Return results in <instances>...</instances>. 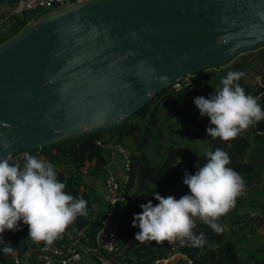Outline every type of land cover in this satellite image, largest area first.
Listing matches in <instances>:
<instances>
[{
	"label": "water",
	"instance_id": "1",
	"mask_svg": "<svg viewBox=\"0 0 264 264\" xmlns=\"http://www.w3.org/2000/svg\"><path fill=\"white\" fill-rule=\"evenodd\" d=\"M263 45L264 0L61 4L0 42V157L113 129L164 87Z\"/></svg>",
	"mask_w": 264,
	"mask_h": 264
},
{
	"label": "trees",
	"instance_id": "2",
	"mask_svg": "<svg viewBox=\"0 0 264 264\" xmlns=\"http://www.w3.org/2000/svg\"><path fill=\"white\" fill-rule=\"evenodd\" d=\"M24 17L16 15L7 31L0 33V42L27 22ZM229 71L245 73L238 83L246 95L257 98L264 110L263 45L194 71L187 76L188 82L183 78L177 81L178 86L164 87L113 129L71 136L28 149L30 155L54 165L67 194L87 201L88 215L78 216L67 229L89 241L93 240L103 212L102 199L92 185V179L103 180L106 173L108 153L102 145H121L127 149L126 161L119 154L125 161L124 178L115 176L120 185L110 208V218L117 230L116 245L110 254L94 249L93 264H153L174 253L183 255L174 264H264V233L256 229L264 223V186L261 190L256 188L264 184V120L253 123L235 139H213L206 131L209 118L201 116L194 104V98H208L221 89V79ZM217 148L230 156L231 163L227 167L246 181L245 191L237 197L235 206L216 221L223 230L217 233L197 221L193 231L205 234L206 243L202 247L181 245L178 240L172 243L135 241L140 229L132 223L134 215L142 212L140 205L149 201L158 204L154 197L156 192L177 200L190 194L183 183L185 172L194 175L196 165L206 163L205 153ZM252 213L257 215L253 218ZM28 232V226L21 220L18 230L0 234L4 241L0 243V264L10 258V253L2 251L5 246L18 251L20 242L24 244L22 250L31 246Z\"/></svg>",
	"mask_w": 264,
	"mask_h": 264
},
{
	"label": "clouds",
	"instance_id": "3",
	"mask_svg": "<svg viewBox=\"0 0 264 264\" xmlns=\"http://www.w3.org/2000/svg\"><path fill=\"white\" fill-rule=\"evenodd\" d=\"M245 76L242 71H229L221 79L222 88L208 98H194V104L201 116L209 118L207 135L223 141L235 139L250 125L264 120V110L256 97L246 95L238 81ZM160 84L168 82L167 76H159ZM7 147V145H5ZM206 163L196 165L195 174L185 172L183 183L190 194L181 196L154 197L140 205L142 212L135 214L133 227L140 231L135 241L144 243L175 242L190 247H202L206 243L203 232L193 229L197 221L207 224L217 233L223 229L216 222L227 214L236 199L246 188V181L234 169L227 167L230 156L217 148L205 153ZM11 157H0V234L6 230H18V222L28 226V238L50 246L78 216H87V201L67 194L52 163L26 154L25 162L10 163ZM0 243H4L0 236ZM5 253H12V247L5 246Z\"/></svg>",
	"mask_w": 264,
	"mask_h": 264
},
{
	"label": "built area",
	"instance_id": "4",
	"mask_svg": "<svg viewBox=\"0 0 264 264\" xmlns=\"http://www.w3.org/2000/svg\"><path fill=\"white\" fill-rule=\"evenodd\" d=\"M70 1L79 0L0 1V33L7 31L9 25L16 19V15L25 16L24 18L29 21L32 19L33 12L40 15ZM184 79L186 82L189 81L187 77ZM173 85L178 86L179 84L176 82ZM113 152L118 155L121 154L126 161L128 152L125 147L114 145ZM26 154H30L28 149H19L7 156L11 157L10 163H18L22 166ZM119 185L120 180L113 174L104 175L100 196L106 203L107 208L99 219L98 228L92 241H89L87 237H82V235L81 239L80 236L71 233L66 228L50 246H46L44 242H34L32 240L31 246L22 250L20 254L18 249L15 248L5 264H85L87 256H91L96 248L110 254L117 241V230L110 218V208L118 196Z\"/></svg>",
	"mask_w": 264,
	"mask_h": 264
},
{
	"label": "crops",
	"instance_id": "5",
	"mask_svg": "<svg viewBox=\"0 0 264 264\" xmlns=\"http://www.w3.org/2000/svg\"><path fill=\"white\" fill-rule=\"evenodd\" d=\"M34 18V17H32ZM105 147V151L109 154V157L106 159L105 163V169L106 173H111L114 176H118V178L123 179L124 178V166H125V161L116 153L113 152V145H107L106 143L103 144ZM108 147V150H107ZM92 185L95 191L97 193L101 191V186H102V179L97 178L95 180L92 179ZM86 264H93L92 257L87 256L86 258Z\"/></svg>",
	"mask_w": 264,
	"mask_h": 264
},
{
	"label": "rangeland",
	"instance_id": "6",
	"mask_svg": "<svg viewBox=\"0 0 264 264\" xmlns=\"http://www.w3.org/2000/svg\"><path fill=\"white\" fill-rule=\"evenodd\" d=\"M4 1H7V0H3V2ZM33 15H35V16H38V14H36V13H32ZM24 20H26L25 18H24ZM21 22V21H20ZM254 78V77H253ZM255 78H257V76L255 77ZM84 179L85 180H88V178L87 177H84ZM263 186H264V184H259L258 186H256V188L257 189H259V190H261V189H263ZM96 193H97V191H95ZM97 195L100 197V199H101V191H99L98 193H97ZM102 202H101V209L104 211L106 208H107V205H106V203L103 201V200H101ZM103 213V212H102ZM257 214H255V213H252V215L251 216H253V218L256 216ZM256 229H258L261 233H264V223L263 224H261L259 227L257 226L256 227ZM179 257H182L183 258V255L182 254H178V253H174V254H171L169 257H167V258H165V259H162V260H160V261H155L153 264H174L176 261H177V259L179 258ZM85 264H86V262H85Z\"/></svg>",
	"mask_w": 264,
	"mask_h": 264
}]
</instances>
